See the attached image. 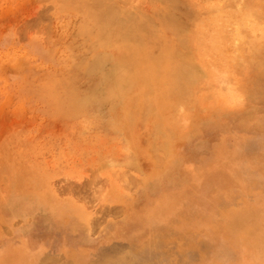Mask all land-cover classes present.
<instances>
[{
	"label": "rangeland",
	"instance_id": "rangeland-1",
	"mask_svg": "<svg viewBox=\"0 0 264 264\" xmlns=\"http://www.w3.org/2000/svg\"><path fill=\"white\" fill-rule=\"evenodd\" d=\"M97 2L135 18L130 30L146 20L143 47L162 62L182 46L195 80L178 94L166 65L144 78L128 58L134 77L111 96L107 76L140 42L102 39L96 0H0V264H215L214 228L264 262V185L236 168L243 147L264 177V149L251 150L264 141V0ZM189 195L191 226L151 221Z\"/></svg>",
	"mask_w": 264,
	"mask_h": 264
},
{
	"label": "bare ground",
	"instance_id": "bare-ground-1",
	"mask_svg": "<svg viewBox=\"0 0 264 264\" xmlns=\"http://www.w3.org/2000/svg\"><path fill=\"white\" fill-rule=\"evenodd\" d=\"M97 1H99V0H96V6L98 7L99 10H101V15H100V18L98 20V26H99V32H100V34L102 36V39L105 38L107 40V38H109V39L110 38L111 39H115V38H120L121 36L122 37L123 36H125V37L131 36V37L137 39L140 42V45L139 46H137V47H135L133 49L131 48L132 50H129L127 52V54H128L127 59H125V57H124L125 55L124 56H123V54L120 55L119 56V61L116 64L113 73L110 75V77H108L106 75L107 76V78H106L107 79L106 80L107 81V86L105 85V87H107V88L104 87L105 88L104 90L108 91L109 92V95L112 96L113 93H116V94H117V92L120 93V91L122 90L121 86L124 83H128L129 81H131L132 78L134 77V76L130 75L128 72H126L127 71V68H128L127 65H129L128 62H127L128 58L130 60H132L133 63L134 62L135 63L138 62V64H140V65L143 62H145L146 67L142 71V73H144L143 74L144 78H147V77L148 78H151V77H153L155 75H158L159 72L161 70H163V68H164L163 66L166 65L167 69L165 70V76L164 77L169 82V87L173 86V92H177L178 94L180 93L181 90H183L185 88V85L186 84L188 85V84L192 83L195 80V67L191 63V55L190 54H186L185 52L181 51L182 46H181V48H177L175 51H173L169 55V57L167 58L166 62H162L161 60H159V56H158V54L156 52L151 51V50L148 51V49L146 50L143 47L144 46V43H145V40L148 37H150L149 36V34H150V25L148 24V22L146 20H143V21L139 22L138 26L134 30H130V25L133 23V21L135 20V18H133L131 15L129 16V15L125 14V12H123V14H121L122 12H119V11L117 12V9L115 7L116 3H115V5L110 6V4H109L108 6H105V7L101 8L100 5L98 6V3L99 2H97ZM107 3H109V2H107ZM123 8L121 10H123ZM118 10H119V8H118ZM164 23L166 24L167 28L170 29L172 32H175V33L180 34V35L182 34V32H181L182 25L181 24H184V22L181 23L177 19L175 20V19H171V18H167V19L165 18V22ZM188 23H189V20H188ZM191 24L193 25L192 22H191ZM187 28L188 27H186V29ZM188 38H189V36H188ZM188 38H186V39H188ZM191 39H193V38H191ZM152 41L153 40H151V42ZM185 41L186 40H184V38L181 37V42L182 43H186ZM193 50H195V49H193ZM103 58L104 57H101L100 58L101 60L99 59L97 62L95 61L96 64L98 62H101V61L103 63V61L105 59V58L104 59ZM179 59L180 60L181 59L182 60L184 59L185 61L184 62H181ZM192 62H193V60H192ZM100 65H101V63H100ZM140 67H142V66H140ZM198 67H197V69H198ZM92 68H93V66H92ZM199 72H201V70ZM107 73H109V72H107ZM135 73H136V71H135ZM102 79H104V78H102ZM131 85L132 84H130L129 87ZM131 87H130V89H131ZM141 89H142V86H141ZM155 89H156V87H155ZM155 89H153V92L156 91ZM127 90H129V88H127ZM106 91H105V93L107 94ZM93 92L96 93L97 91H93ZM110 92L112 94H110ZM131 92H130V94H131ZM105 93L103 92L102 94H105ZM137 93H135V94H137ZM158 94H159V91H158ZM139 95H140V93H139ZM143 95L146 96V97L143 96L144 98H146L147 100H149L148 97H147L148 95H145V94H143ZM116 96H118V95H116ZM150 97L153 98V95L150 96ZM156 97H157V95H156ZM156 97H154V98H156ZM128 99H129V97H128ZM136 102H138V101H136ZM126 103H125V105H126ZM146 103H148V102H146ZM150 104H151V102H150ZM154 105H156V104H154ZM146 106H148V109H149V106L150 105L147 104ZM145 108L147 110V107H145ZM143 111H144V109L142 110V112ZM255 147H251L252 148L251 150H258V149H262V148L264 149V141L262 142L261 146H255ZM245 153H246V150L243 147H242V149L240 151H237V155L240 157V160L236 163V168L238 169V171L240 173H242L243 177L246 178L251 184L256 185V186L257 185H264V179H263L264 177H261L260 173L258 172L259 169L256 168V165H259L260 162L259 161H256L254 163H249V162L243 160L241 157ZM228 184L226 183V185H228ZM225 187H228V186H225ZM194 200L197 202V199L195 197H193L192 195H189V196H185L182 199V206L177 205L176 208L173 209V210L171 209V210H165L164 211L163 210L164 209V206H163L162 210L159 213H156V217L152 218L151 221L152 222L159 223L162 220L163 221H170V220L175 221V220H178L180 222L181 221L183 222L182 228L183 227H187V226H191V224L185 225L187 223H184V222H186V221H184V219L186 218L185 216L191 210L192 203H194ZM165 205H166L165 206V209H168V207L171 208V204H169V206L167 204H165ZM184 206H185L186 211H184L183 212V215H181V213H179L180 212L179 209L182 208V207H184ZM194 208H195V206H194ZM195 210H196V208H195ZM197 210H200V208L197 209ZM200 211L202 213H204V210L201 209ZM242 215H244V213H242V214L240 213V214H238L236 216L242 217ZM245 229L246 230H249L247 226L245 227ZM211 230L212 231H208V234H207V237L209 238L208 243H209L210 246L213 247V249L215 250V252H217L218 254H221V257H219L217 259V261H216L215 264H264L263 261H259V260L258 261H255V260H252V258L250 259V257H249L250 246L246 247L244 244H241L238 241V238L235 239L233 237L232 238V242L233 243H231L230 239L227 238V234L229 235L230 233L228 231H226L225 229L222 232H220L217 228H214V229H211ZM233 230L235 231V229H233ZM263 231H260V232L258 231V232L261 233ZM258 236H259V234L257 235V237ZM261 236H259V237H261ZM218 237H220V239L217 241L218 242L217 243L216 242V238H218ZM250 237H249V239H251ZM254 237H256V235ZM162 245H163V241L161 239H157L156 241L153 240V241L148 242V245L144 248V250L151 251V252H153L154 250H161L162 249ZM233 245L238 246L240 249L235 250L233 248ZM251 254H253V253L251 252ZM9 264H20V263L9 262ZM199 264H210V262L206 261V259H203V260L199 261Z\"/></svg>",
	"mask_w": 264,
	"mask_h": 264
}]
</instances>
